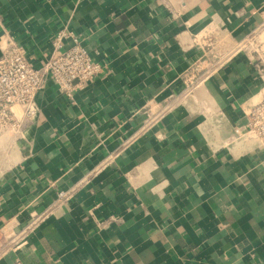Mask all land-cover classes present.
Returning <instances> with one entry per match:
<instances>
[{"label":"crops","instance_id":"0c3cea01","mask_svg":"<svg viewBox=\"0 0 264 264\" xmlns=\"http://www.w3.org/2000/svg\"><path fill=\"white\" fill-rule=\"evenodd\" d=\"M61 30L103 70L72 97L47 80L24 135H0V226L120 153L0 264H264V149L235 137L264 96V0H0V36L36 67ZM209 32L230 44L256 32L258 52L147 120L182 90L207 52L192 39Z\"/></svg>","mask_w":264,"mask_h":264},{"label":"built area","instance_id":"2783aa9c","mask_svg":"<svg viewBox=\"0 0 264 264\" xmlns=\"http://www.w3.org/2000/svg\"><path fill=\"white\" fill-rule=\"evenodd\" d=\"M209 33L210 35L205 34L203 37L196 35L192 39L191 48H206L207 52L184 73L182 90L172 94L164 106L147 120H155L173 103L191 97L203 81L215 69L224 66L234 54L245 50L258 52L256 32L235 44H230L223 33ZM66 41L70 43L67 44ZM52 44L53 54L40 67H36L26 49L12 35L6 32L0 36V135H24L27 127L40 113L38 96L47 80L51 79L63 94L72 97L80 84L93 80L103 70V65L92 58L76 34L61 30ZM210 56L214 59L208 60ZM260 71L263 76L262 67ZM245 119V123L236 129L235 137L258 141L264 149V96L245 111ZM119 153L113 152L106 156L75 185L59 190L52 204L41 211L31 212L25 223L22 224L16 217H12L0 226V260L6 254L28 244L32 234L58 207L70 201L78 188L88 184Z\"/></svg>","mask_w":264,"mask_h":264},{"label":"rangeland","instance_id":"374dc122","mask_svg":"<svg viewBox=\"0 0 264 264\" xmlns=\"http://www.w3.org/2000/svg\"><path fill=\"white\" fill-rule=\"evenodd\" d=\"M259 48V47H258ZM10 137H13V134L9 135ZM1 151V150H0Z\"/></svg>","mask_w":264,"mask_h":264}]
</instances>
